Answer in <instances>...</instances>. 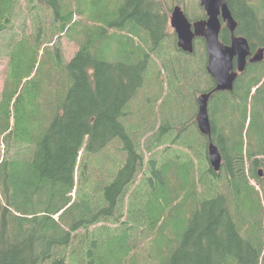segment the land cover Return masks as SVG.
Segmentation results:
<instances>
[{
	"label": "trees",
	"instance_id": "obj_1",
	"mask_svg": "<svg viewBox=\"0 0 264 264\" xmlns=\"http://www.w3.org/2000/svg\"><path fill=\"white\" fill-rule=\"evenodd\" d=\"M38 1L52 13L49 28L37 26L35 5L0 0V264H139L142 234L152 235L148 264H264V59L246 65L231 93L210 98L218 172L208 165L207 138L179 117L183 91L177 97L173 87L144 160L133 136L143 122L132 129L125 118L146 69L156 65L151 56L172 9L156 0ZM226 2L235 34L251 51L264 48V0ZM75 14L88 24L73 27ZM77 30L82 42L65 62L54 41ZM229 36L222 28L218 37L228 45ZM194 44L205 49L201 39ZM204 75L209 85L200 92L211 89ZM115 141L125 161L100 187L86 177L85 157Z\"/></svg>",
	"mask_w": 264,
	"mask_h": 264
},
{
	"label": "rangeland",
	"instance_id": "obj_2",
	"mask_svg": "<svg viewBox=\"0 0 264 264\" xmlns=\"http://www.w3.org/2000/svg\"><path fill=\"white\" fill-rule=\"evenodd\" d=\"M21 8H29L31 5H35L32 10V13L35 16V20L37 26L40 28H49L52 21V13L51 11L43 6L38 0H33L32 4H29V0H18ZM82 0H80L81 2ZM157 2H161L165 10L169 7L172 9L174 6L178 5L184 11V14L187 13L192 17H199L204 12L203 9H200L199 1L197 0H156ZM75 4L74 6L77 8ZM186 5V7H183ZM187 8V9H186ZM169 14V13H168ZM204 14V13H203ZM186 15V14H185ZM170 16V14H169ZM72 18L73 27L81 26L82 22L88 24V18H85V21L80 18L78 14H75ZM188 18V17H187ZM196 21V20H195ZM194 22V21H192ZM79 29V28H78ZM166 38L163 41L161 49L158 51V54H152V61L156 63L149 64L146 72L144 74V83L143 87L138 89V95L135 99L130 103L127 117L125 118V124L127 127L133 129L135 124H139L143 122L144 129H139V132L134 133L136 141L140 143V149L143 152L144 160H147L151 156V152L147 150L148 143L150 141V137L153 135V131L158 129L159 127V119L163 117V110L166 107V103L169 102L168 100L173 97V88H175V95L178 96V89L182 90V94L179 97L180 103L185 104V111L184 114L180 115L181 119L185 122L186 119L190 118L191 123H195L194 115L196 113V106L195 110L193 111L192 116L190 117L189 106L192 109V99H196L197 95L200 93V90L203 89L208 83L205 74V65L203 64L204 59V50L202 45H199L196 48L194 44V53L192 55H183L182 52L177 51L176 47V36L173 30L168 27L166 30ZM56 38V36H54ZM59 40L54 41V44L57 43L61 46L62 55L65 62H68L72 57L73 54L77 52L80 46V42H82V34L76 31L74 33H67L60 35ZM59 42V43H58ZM179 52V53H178ZM165 57H169L166 60H163ZM206 57V56H205ZM182 61H184L182 63ZM178 63H182L179 65ZM175 67V68H173ZM6 74V61L3 57L0 56V91L4 82ZM152 83V88H151ZM173 87V88H172ZM151 88V89H150ZM148 99V104H147ZM176 100V98H175ZM195 102V100H194ZM145 103L147 105H145ZM150 110L151 112H148ZM155 114V122H153V117L149 114ZM124 122V121H123ZM154 126V129L151 130V127L148 128V125ZM184 126V125H183ZM183 126L180 125L183 128ZM124 127H126L124 125ZM126 127V131L130 133V129ZM153 137V136H152ZM151 137V138H152ZM244 143L247 142V138L244 136ZM165 144L161 148H157L153 151L161 152L160 150L167 146ZM246 147V146H245ZM243 147V148H245ZM122 145L119 142L115 141L109 144L105 149L101 152L94 154V155H86L85 161H87V167L85 169L86 177H90L93 182L99 183L98 185L101 187L104 183H106L109 177L121 167L125 161V154L122 151ZM195 161H197V158ZM248 169V162L245 160V170L247 172ZM94 174L93 176H90ZM78 172L76 171L75 179L78 178ZM99 180V182H98ZM251 185H254L256 182L250 180ZM264 183V181H263ZM262 183V184H263ZM257 185V184H256ZM256 189H258L255 186ZM130 192H128L126 199L130 198ZM73 198H75V193L71 194ZM263 232H264V221H263ZM97 230V228L90 227L89 231ZM78 233H85L82 229L78 230ZM76 232L73 234L75 235ZM156 238V237H155ZM136 248L135 252L137 255H140L141 260H139V264H148L151 260L144 261V257L147 255H151L152 247L150 245L152 235H140V238H136ZM157 238L154 240L156 241ZM153 241V242H154Z\"/></svg>",
	"mask_w": 264,
	"mask_h": 264
},
{
	"label": "water",
	"instance_id": "obj_3",
	"mask_svg": "<svg viewBox=\"0 0 264 264\" xmlns=\"http://www.w3.org/2000/svg\"><path fill=\"white\" fill-rule=\"evenodd\" d=\"M205 13V20L189 22L183 10L174 6L169 18V27L176 34L177 48L187 54L193 53V42L202 39L205 44L207 62L206 72L214 81V89L211 92L197 96V113L195 121L199 132L210 139V124L208 118V100L214 92H231L234 81L245 70L247 63L261 62L264 57V49H258L253 54L248 41L244 36H235L237 27L232 17L226 0H198ZM222 24L230 33L229 45H223L219 41ZM235 64V67H234ZM217 147L209 141L207 145V157L210 167L218 172L221 167V156ZM261 176V172L258 173Z\"/></svg>",
	"mask_w": 264,
	"mask_h": 264
},
{
	"label": "flooded vegetation",
	"instance_id": "obj_4",
	"mask_svg": "<svg viewBox=\"0 0 264 264\" xmlns=\"http://www.w3.org/2000/svg\"><path fill=\"white\" fill-rule=\"evenodd\" d=\"M212 86H214V83H213V82H212ZM212 86H211V87H212ZM211 128H212V126H211Z\"/></svg>",
	"mask_w": 264,
	"mask_h": 264
}]
</instances>
